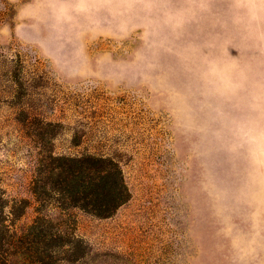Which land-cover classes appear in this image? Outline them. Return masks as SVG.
Masks as SVG:
<instances>
[{
    "label": "rangeland",
    "instance_id": "obj_1",
    "mask_svg": "<svg viewBox=\"0 0 264 264\" xmlns=\"http://www.w3.org/2000/svg\"><path fill=\"white\" fill-rule=\"evenodd\" d=\"M0 56L38 65L53 101L30 105L119 161L130 198L79 216L91 260L264 264V0H0ZM23 106L0 104V185L30 200L20 223L40 146Z\"/></svg>",
    "mask_w": 264,
    "mask_h": 264
},
{
    "label": "trees",
    "instance_id": "obj_2",
    "mask_svg": "<svg viewBox=\"0 0 264 264\" xmlns=\"http://www.w3.org/2000/svg\"><path fill=\"white\" fill-rule=\"evenodd\" d=\"M38 65L0 56V104H27L18 120L38 142L37 164L29 181L34 216L20 223L30 200L8 199L0 185V264H121L128 260H91L93 251L77 233L79 216H112L131 196L116 156L79 149L84 133L74 122L51 120L42 106L52 104ZM42 100L40 101V99ZM47 100H49L47 102ZM33 101L36 103H33ZM43 101H46L45 103ZM54 104H80L66 93H56ZM42 102V103H41ZM81 124V123H79ZM69 150L55 149L58 134L71 131ZM129 263V262H128Z\"/></svg>",
    "mask_w": 264,
    "mask_h": 264
}]
</instances>
